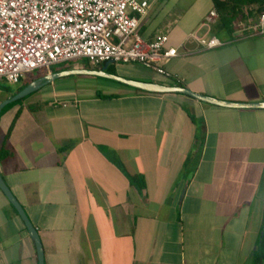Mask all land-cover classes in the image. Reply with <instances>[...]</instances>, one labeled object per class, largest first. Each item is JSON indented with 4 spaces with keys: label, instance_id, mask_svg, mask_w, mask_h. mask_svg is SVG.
I'll return each mask as SVG.
<instances>
[{
    "label": "crops",
    "instance_id": "0c3cea01",
    "mask_svg": "<svg viewBox=\"0 0 264 264\" xmlns=\"http://www.w3.org/2000/svg\"><path fill=\"white\" fill-rule=\"evenodd\" d=\"M148 1L142 36H169L178 56L163 65L179 80L114 64L110 73L218 100L264 102L259 15L245 12L229 30L213 0ZM212 11L215 23L202 27ZM194 32L223 45L205 49L188 40ZM84 63L47 71L103 66ZM38 77L19 85L0 80V105ZM116 88L100 90L95 76H69L1 112L0 174L38 230L45 264H256L264 228V109ZM46 95L53 107L40 101ZM0 264H39L1 189Z\"/></svg>",
    "mask_w": 264,
    "mask_h": 264
},
{
    "label": "built area",
    "instance_id": "2783aa9c",
    "mask_svg": "<svg viewBox=\"0 0 264 264\" xmlns=\"http://www.w3.org/2000/svg\"><path fill=\"white\" fill-rule=\"evenodd\" d=\"M148 8V0H0V80L19 85L31 72L86 60L97 66L138 63L178 81L163 65L178 56L169 36L147 41L140 32ZM216 19L210 12L202 27L210 29ZM255 35H264V7ZM188 40L205 49L223 45L197 32Z\"/></svg>",
    "mask_w": 264,
    "mask_h": 264
},
{
    "label": "water",
    "instance_id": "95a60500",
    "mask_svg": "<svg viewBox=\"0 0 264 264\" xmlns=\"http://www.w3.org/2000/svg\"><path fill=\"white\" fill-rule=\"evenodd\" d=\"M78 62V61H75ZM74 63V62H73ZM113 62H107L104 64L101 69L98 70H85V69H71L66 71H61L57 73H49L46 69L42 70L40 74L36 75L38 78L30 82L23 90L17 92L16 96L12 98L11 100H7L3 102L0 105V116L1 112L4 109L5 106H7L10 103L17 102L30 93H33L34 91L40 89L43 86H46L60 78H65L69 76H78V75H84V76H95L103 79H109L114 82L120 83L122 85L141 90L148 93H155V94H166V93H177V94H184L187 96H190L192 98H195L201 102H204L206 104H211L219 107H225V108H236V109H264V102H257V103H237V102H230L225 100H218L216 98L208 97L202 94H196L192 92L191 90L184 88L179 85H168V84H161L158 82H145L140 80H133L129 78H125L122 76H119L115 73H110L108 71L109 67L112 66ZM0 189L5 194L7 199L10 201V203L13 205V207L18 212L19 216L23 220L24 224L26 225L29 234L31 238L34 241V244L37 249L38 254V261L39 264H45L44 260V249L42 245L41 238L39 236L38 230L36 227L32 224L30 219L28 218V215L26 214L23 206L19 203L17 198L14 196L6 182L4 181L2 175L0 174ZM264 235V228L262 230V237Z\"/></svg>",
    "mask_w": 264,
    "mask_h": 264
},
{
    "label": "trees",
    "instance_id": "16d2710c",
    "mask_svg": "<svg viewBox=\"0 0 264 264\" xmlns=\"http://www.w3.org/2000/svg\"><path fill=\"white\" fill-rule=\"evenodd\" d=\"M213 1L220 17H222L223 19L224 26L229 30L233 29L234 24L240 21L242 19V16L244 18L245 12H248V17L260 15L264 7V0H213ZM1 155L3 157V154ZM257 246L258 248L255 253V261L256 264H260L262 261H264V235L262 237V232L260 233Z\"/></svg>",
    "mask_w": 264,
    "mask_h": 264
},
{
    "label": "rangeland",
    "instance_id": "374dc122",
    "mask_svg": "<svg viewBox=\"0 0 264 264\" xmlns=\"http://www.w3.org/2000/svg\"><path fill=\"white\" fill-rule=\"evenodd\" d=\"M82 62H85L84 64H85V66H88V63H87V61L86 60H83ZM114 67H116V69H117V67H120L121 68V70H124L125 68H131V69H133V70H135V71H137V72H139V73H150V71H149V69H145V68H143L140 64H138V63H129V64H124V63H115L114 64ZM53 69L55 68V67H52ZM39 71V70H38ZM38 71H35V72H31V73H29V74H27L26 75V79H31V78H33V77H35L36 75H38L39 73H38ZM125 71H127V70H125ZM84 76V75H83ZM97 80H98V82H99V89L100 90H104L105 91V89L107 88V86H112L114 89H117L116 87H117V83H115L114 81H112V80H109V79H100V78H97V77H95ZM40 101H42V103L43 102H46L45 103V105H44V107L45 108H49L50 106H52V104H53V98H51V95H46L45 97H41L40 98ZM115 103V102H114ZM113 103V104H114ZM123 103H127V102H123ZM128 104V103H127ZM43 106V105H42ZM53 106H54V104H53ZM52 106V107H53ZM107 108L108 109H111L110 107H108V105H107ZM41 237H42V239H44V241H47V239H46V236H44V234L43 233H41ZM48 242V241H47Z\"/></svg>",
    "mask_w": 264,
    "mask_h": 264
},
{
    "label": "flooded vegetation",
    "instance_id": "af4514ba",
    "mask_svg": "<svg viewBox=\"0 0 264 264\" xmlns=\"http://www.w3.org/2000/svg\"><path fill=\"white\" fill-rule=\"evenodd\" d=\"M260 264H264V261H262Z\"/></svg>",
    "mask_w": 264,
    "mask_h": 264
}]
</instances>
